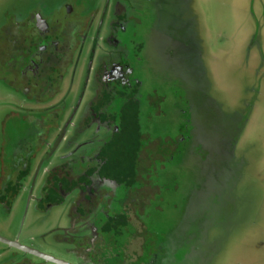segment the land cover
<instances>
[{"label": "rangeland", "instance_id": "374dc122", "mask_svg": "<svg viewBox=\"0 0 264 264\" xmlns=\"http://www.w3.org/2000/svg\"><path fill=\"white\" fill-rule=\"evenodd\" d=\"M170 1H128L148 10L142 30L128 32L130 44L140 46L141 91L164 99L156 110L144 101L142 130L150 140L183 134L187 141L180 157L151 166L140 224L142 234L166 244L145 264H264V0ZM60 2L0 0V28ZM166 24L176 29L164 31ZM28 186L0 204V236L72 259L64 241L69 206L39 210L36 187ZM135 240L129 252L139 251Z\"/></svg>", "mask_w": 264, "mask_h": 264}, {"label": "flooded vegetation", "instance_id": "af4514ba", "mask_svg": "<svg viewBox=\"0 0 264 264\" xmlns=\"http://www.w3.org/2000/svg\"><path fill=\"white\" fill-rule=\"evenodd\" d=\"M128 1L104 0L98 8V0H61L0 28V88L8 105L0 204L10 205L25 183L31 192L36 187L39 210L67 203L64 241L73 246L72 259L35 250L50 259L0 236L10 242L0 241V264H127L124 257L145 264L156 256L160 240L142 234L139 218L151 166L180 157L187 141L183 134L150 140L142 130L144 101L156 110L164 99L141 91L140 46L130 44L128 32L142 30L148 10ZM135 239L139 251L129 252Z\"/></svg>", "mask_w": 264, "mask_h": 264}, {"label": "trees", "instance_id": "16d2710c", "mask_svg": "<svg viewBox=\"0 0 264 264\" xmlns=\"http://www.w3.org/2000/svg\"><path fill=\"white\" fill-rule=\"evenodd\" d=\"M119 232H121V231H118V233ZM165 238H163V239H160V242H159V244H158V248H157V253H156V255H158V254H161V252H163L164 251V245L163 244H166V240H164ZM147 251H148V249L146 248L145 249V252H146V254H147ZM145 254V255H146ZM163 256V255H162ZM148 259V258H147ZM148 264H151V262L149 263V260H148Z\"/></svg>", "mask_w": 264, "mask_h": 264}, {"label": "water", "instance_id": "95a60500", "mask_svg": "<svg viewBox=\"0 0 264 264\" xmlns=\"http://www.w3.org/2000/svg\"><path fill=\"white\" fill-rule=\"evenodd\" d=\"M0 241H3V242H5V243H10L8 240H6V239H4V238H2V237H0ZM16 247H19V248H21V249H25L24 247H21V246H19L18 244L16 245ZM32 253H34V254H36V255H38V256H42V257H45V258H50V257H46L45 255H42L41 253H39V252H37V251H35V250H30ZM51 259V258H50Z\"/></svg>", "mask_w": 264, "mask_h": 264}]
</instances>
